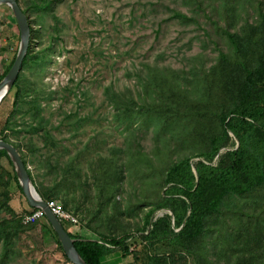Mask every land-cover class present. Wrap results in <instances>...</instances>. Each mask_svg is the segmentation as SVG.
Segmentation results:
<instances>
[{
	"label": "rangeland",
	"instance_id": "1",
	"mask_svg": "<svg viewBox=\"0 0 264 264\" xmlns=\"http://www.w3.org/2000/svg\"><path fill=\"white\" fill-rule=\"evenodd\" d=\"M19 4L36 59L21 66L15 106L16 88L4 95L0 128L8 118L5 136L40 190L77 216L76 225L67 223L70 233L124 239L131 254L110 248L103 264H141L139 228L164 196L166 171L188 156L195 174L196 155L209 149L233 105L225 84L240 75V62H264V0ZM10 11L0 4V72L19 46ZM7 42L8 54L1 51ZM228 134L218 153L238 145ZM0 168V201L10 200L4 183L14 188V167L6 157ZM16 189L20 206L0 209V225L9 226L0 235V264H72L40 219L23 222L29 206ZM170 240L148 251L174 253L171 264H264V181L226 194L189 250Z\"/></svg>",
	"mask_w": 264,
	"mask_h": 264
},
{
	"label": "trees",
	"instance_id": "2",
	"mask_svg": "<svg viewBox=\"0 0 264 264\" xmlns=\"http://www.w3.org/2000/svg\"><path fill=\"white\" fill-rule=\"evenodd\" d=\"M17 2L19 3V0ZM42 6H46V4ZM23 12L26 14L25 10ZM10 13L16 24L11 11ZM16 35L15 39L19 41V30ZM30 43L22 65L36 59V55L31 52ZM7 46L2 49L8 50L10 46ZM15 55L0 74V80L9 70ZM239 66L240 75L232 82L230 78L224 87L233 105L222 114L220 118L221 132L212 137L209 149L196 155L202 160L194 163L195 174L189 161L191 157L188 156L170 166L166 171L167 188L164 191V196L157 209L144 216L142 226L139 228L145 240L144 257H139L138 253L135 256L141 259V264H171L175 256L174 253L167 255L154 251L151 253L148 251V247L154 250L156 243L172 235L173 241H170L173 246L182 248V251L189 250L196 245L202 234L205 217L218 211L226 194L250 191L264 181V92H260L258 89L264 79V62L260 58L255 65L250 66L246 62H240ZM19 80L20 75L18 74L11 86V88H16L13 106H15L19 94ZM7 119L4 121L3 127L8 124ZM228 133L236 138L238 145H232L230 150L218 153L223 145H227ZM0 139L10 142L3 131L0 132ZM217 154L218 157L212 164ZM3 155L12 163L7 152L1 149L0 158ZM1 174L5 173L2 171ZM29 175L41 198L47 202L53 200L40 190L30 172ZM12 176L18 189L23 193L15 172ZM4 185H8V182H5ZM4 195L6 196V193ZM8 202L9 200L6 199L0 201V209L11 210ZM62 206L66 209L63 204ZM35 209L29 206L27 214L32 213ZM158 209L160 212L169 210L171 213L164 212L159 216L156 212ZM62 224L65 229L68 228L67 223L63 222ZM40 227L44 234L52 237L64 257L67 258L45 215L40 218ZM175 228L178 230L174 231ZM8 230V224L0 225V235L3 234L6 237L9 234ZM68 233L86 264H103V258L111 250L110 248H119V255L123 257L132 252L128 247H123L124 239H117L114 236L81 237Z\"/></svg>",
	"mask_w": 264,
	"mask_h": 264
},
{
	"label": "water",
	"instance_id": "3",
	"mask_svg": "<svg viewBox=\"0 0 264 264\" xmlns=\"http://www.w3.org/2000/svg\"><path fill=\"white\" fill-rule=\"evenodd\" d=\"M0 4H5L10 8L19 30V46L15 58L5 76L0 80V93L4 92L5 95L16 80L21 69L22 62L30 42V25L27 15L23 12L17 0H0ZM3 97L0 98V102ZM0 149L7 152L13 164L17 180L26 198L28 206L42 209L47 221L56 233L61 248L68 260L72 264H86L76 250L73 243L74 240L68 233L69 231L64 228L62 222L51 212L47 202L43 200L37 192L18 149L3 139H0Z\"/></svg>",
	"mask_w": 264,
	"mask_h": 264
},
{
	"label": "built area",
	"instance_id": "4",
	"mask_svg": "<svg viewBox=\"0 0 264 264\" xmlns=\"http://www.w3.org/2000/svg\"><path fill=\"white\" fill-rule=\"evenodd\" d=\"M47 202V201H46ZM47 205L51 212L63 223L76 225L78 222L77 216L66 210L57 200H50ZM44 215L42 209L36 208L32 213L26 214L23 217L24 223H34Z\"/></svg>",
	"mask_w": 264,
	"mask_h": 264
},
{
	"label": "crops",
	"instance_id": "5",
	"mask_svg": "<svg viewBox=\"0 0 264 264\" xmlns=\"http://www.w3.org/2000/svg\"><path fill=\"white\" fill-rule=\"evenodd\" d=\"M10 30H12V32H13V34L12 35H14V39L16 38V34H17V32H18V30L16 29V28H14L13 27V25H11V27H10ZM16 40V39H15ZM7 45H9L10 46V48L8 49V50H6V49H1V51L3 52V53H10V49H12V47H11V44L9 43V42H7V43H5V45L4 46H2V48L3 47H8ZM10 62H7L6 63V65L4 66V69H3V71L5 70V68H6V66L9 64ZM3 71H1L0 72V74H2L3 73ZM2 101V100H1ZM1 103V102H0ZM4 132L5 134L6 133H8L9 132V130L8 129H5L4 127H2V128H0V132ZM9 143H11L12 145H13V143L12 142H9ZM1 150V149H0ZM19 151V150H18ZM21 155V154H20ZM22 158V157H21ZM4 160H6V157L3 155L1 158H0V161H4ZM23 160V159H22ZM9 172H10V170H9ZM0 175H2L1 173H0ZM1 178H3V177H1ZM0 178V179H1ZM5 178V177H4ZM12 181H13V183H14V188L12 187V185H11V183H8V187H7V190H8V196L10 197V200H9V204H10V206H14L15 207V205L16 204H19V206H20V194L18 193V191H17V189H16V187H17V185H16V182H15V180L14 179H12ZM25 197V196H24ZM26 199V198H25ZM18 203H17V202ZM15 204V205H14ZM13 207V208H14Z\"/></svg>",
	"mask_w": 264,
	"mask_h": 264
},
{
	"label": "bare ground",
	"instance_id": "6",
	"mask_svg": "<svg viewBox=\"0 0 264 264\" xmlns=\"http://www.w3.org/2000/svg\"><path fill=\"white\" fill-rule=\"evenodd\" d=\"M3 95H4V92H1V93H0V98L3 97Z\"/></svg>",
	"mask_w": 264,
	"mask_h": 264
}]
</instances>
